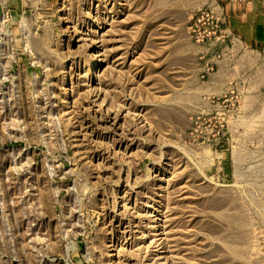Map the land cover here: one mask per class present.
<instances>
[{"label":"rangeland","instance_id":"rangeland-1","mask_svg":"<svg viewBox=\"0 0 264 264\" xmlns=\"http://www.w3.org/2000/svg\"><path fill=\"white\" fill-rule=\"evenodd\" d=\"M190 1L0 0V264H264V65L198 97Z\"/></svg>","mask_w":264,"mask_h":264},{"label":"crops","instance_id":"crops-1","mask_svg":"<svg viewBox=\"0 0 264 264\" xmlns=\"http://www.w3.org/2000/svg\"><path fill=\"white\" fill-rule=\"evenodd\" d=\"M216 0H191L180 3L167 14L168 27L181 35V42L188 41V25L195 12ZM227 23L225 28L230 32L224 43L210 47L193 45L192 55L199 56L201 68L196 75H202L203 81L195 91L203 99H219L222 95L237 88L239 76H248L262 69L264 65V0H247L240 4L224 0ZM183 36L185 38L183 42ZM177 58L190 57L184 50H177ZM199 82V81H198ZM252 89H258L254 83Z\"/></svg>","mask_w":264,"mask_h":264},{"label":"built area","instance_id":"built-area-1","mask_svg":"<svg viewBox=\"0 0 264 264\" xmlns=\"http://www.w3.org/2000/svg\"><path fill=\"white\" fill-rule=\"evenodd\" d=\"M243 4L247 0H230ZM224 0H216L213 4L198 9L190 23L188 33L197 46H212L224 43L230 35L227 23Z\"/></svg>","mask_w":264,"mask_h":264}]
</instances>
